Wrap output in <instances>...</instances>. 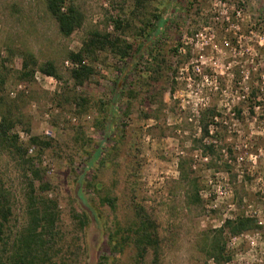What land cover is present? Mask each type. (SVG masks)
Masks as SVG:
<instances>
[{
	"label": "rangeland",
	"instance_id": "rangeland-1",
	"mask_svg": "<svg viewBox=\"0 0 264 264\" xmlns=\"http://www.w3.org/2000/svg\"><path fill=\"white\" fill-rule=\"evenodd\" d=\"M73 1L84 18L66 36L46 0H0V121L20 146L0 138L13 204L0 250L49 205L40 264H219L211 239L244 214L259 227L225 232L221 264H264V0ZM225 36L233 49L211 60ZM27 51L37 64L21 78ZM140 216L155 222L158 258L139 255Z\"/></svg>",
	"mask_w": 264,
	"mask_h": 264
},
{
	"label": "trees",
	"instance_id": "trees-1",
	"mask_svg": "<svg viewBox=\"0 0 264 264\" xmlns=\"http://www.w3.org/2000/svg\"><path fill=\"white\" fill-rule=\"evenodd\" d=\"M47 8L51 14L57 19L59 28L62 34L69 36L71 35L83 22V14L77 7L73 0H46ZM97 39H92L90 44L84 46L76 54H72L74 60H79L80 63L84 60L86 55L87 47L96 44ZM122 42L118 39L113 43L114 50H117L118 45ZM130 49V45L125 47L123 51L126 53ZM126 55V54H123ZM32 64H37L35 57L32 52L27 51L23 62V68L20 71L21 78H29L34 74ZM40 70L48 75H56V67L54 63L48 62L40 66ZM92 73L90 67L81 65L78 68L73 69V77L79 81L84 82L87 77ZM4 74L0 72V84L4 83ZM212 117H215L214 113ZM209 122L202 123L204 136L209 135ZM14 127V123L7 119L2 118L0 121V138L11 141L12 146L15 149L20 150L18 143V136L11 135L10 130ZM38 138L33 137L32 142H37ZM209 150L212 149L210 145ZM44 204H48L47 200L43 201ZM40 213H36L35 216H31V224L20 229L16 233L12 243L9 255L1 248L0 250V264H40L43 263V256L46 254V238H51L52 235L49 233L52 229V222L56 217L53 210L49 209V205H45L44 208L40 209ZM13 214V204L11 203L10 193L5 189L2 181L0 180V240H3L5 228L9 224V218ZM138 227L135 229V244L138 249L139 255L144 256L150 247H154L155 257L159 255V241L158 233L155 226V222L151 217H139L137 223ZM256 220L247 217L244 214L237 216L236 219H227L222 227L215 231L214 236L211 239V257L221 264L230 259V255L227 252V243L225 239V232L232 236L239 235L241 233L252 231L258 228ZM7 244V243H6ZM43 255V256H42Z\"/></svg>",
	"mask_w": 264,
	"mask_h": 264
},
{
	"label": "built area",
	"instance_id": "built-area-1",
	"mask_svg": "<svg viewBox=\"0 0 264 264\" xmlns=\"http://www.w3.org/2000/svg\"><path fill=\"white\" fill-rule=\"evenodd\" d=\"M236 11V20L231 22V28H233V38L237 43H240L242 41L243 38V34H242V21H243V17H242V13H243V7L240 6L238 9L235 10ZM227 14V12H226ZM227 20H230V17L227 16L226 17ZM260 40H262V38H260ZM262 46H264V42H259ZM214 50L216 52L217 55H213L210 57L211 60L215 59L217 60L220 56L218 55L219 53H221L220 51H222L221 49L224 50H231L233 49V41L232 38L225 36L222 39L221 42V46L218 47V45L214 44L213 45ZM204 56H201V58H203ZM213 65H217V61L213 62ZM198 71H201L200 67H197Z\"/></svg>",
	"mask_w": 264,
	"mask_h": 264
}]
</instances>
